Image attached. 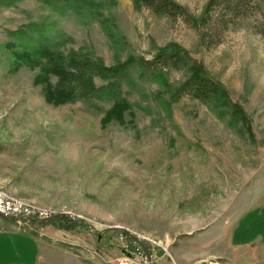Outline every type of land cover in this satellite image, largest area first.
I'll list each match as a JSON object with an SVG mask.
<instances>
[{
	"label": "rangeland",
	"instance_id": "374dc122",
	"mask_svg": "<svg viewBox=\"0 0 264 264\" xmlns=\"http://www.w3.org/2000/svg\"><path fill=\"white\" fill-rule=\"evenodd\" d=\"M175 1L195 20L207 0ZM97 2L98 14L77 18L38 0H0V189L59 217L24 227L49 247L38 260L117 264L136 232L152 240L147 264H264V227L232 226L254 205L263 204L264 216V0H249L210 47L181 19L171 23L131 0ZM46 17L67 48L105 65L179 45L247 124L179 95L181 75L171 69L154 80L127 71L119 93L130 108L121 119H101L108 101L47 102L33 84L37 68L14 67L1 48L11 31Z\"/></svg>",
	"mask_w": 264,
	"mask_h": 264
},
{
	"label": "trees",
	"instance_id": "16d2710c",
	"mask_svg": "<svg viewBox=\"0 0 264 264\" xmlns=\"http://www.w3.org/2000/svg\"><path fill=\"white\" fill-rule=\"evenodd\" d=\"M38 1L50 12L77 18L94 17L99 13V5L103 7L97 0ZM131 1L171 23L181 19L199 29L205 47L221 40L224 31L230 27L234 18L245 11L249 2L207 0L200 15L194 20L187 8L175 0ZM55 24L56 21L50 20L49 17L29 22L11 31L8 40L1 46L14 67L37 68L33 84L40 85L47 102L57 105L74 101H108L109 107L103 111L101 119H121L130 108V103L119 93L121 77H126L127 71L133 70L139 76L154 80L159 76L163 78L164 71L171 69L181 75L176 86L179 95H187L204 104L231 125L247 124L240 109L230 105L221 83L210 77L201 64L179 45L173 44L159 50L150 59L128 58L115 65H105L100 59H94L83 51L67 48L69 41L62 31L56 29ZM51 76L55 77L54 83L50 79ZM95 77L104 83L96 84ZM58 218L47 221L55 225L59 222Z\"/></svg>",
	"mask_w": 264,
	"mask_h": 264
},
{
	"label": "crops",
	"instance_id": "0c3cea01",
	"mask_svg": "<svg viewBox=\"0 0 264 264\" xmlns=\"http://www.w3.org/2000/svg\"><path fill=\"white\" fill-rule=\"evenodd\" d=\"M261 205H254L238 215L232 226L236 225L238 227L244 224L247 228H263L264 216L259 212ZM3 221H5L4 224H2ZM28 229L30 230L31 228L29 227ZM39 235L41 234L37 235L36 232L26 231L25 228L18 226L11 220L1 217L0 264H49V261L41 262L38 260L41 256V251L48 256L49 248H47V244L41 243ZM254 245V243L249 244V246ZM228 246L232 248H241L245 245L233 244L229 242ZM260 247L264 248V241L260 243Z\"/></svg>",
	"mask_w": 264,
	"mask_h": 264
},
{
	"label": "built area",
	"instance_id": "2783aa9c",
	"mask_svg": "<svg viewBox=\"0 0 264 264\" xmlns=\"http://www.w3.org/2000/svg\"><path fill=\"white\" fill-rule=\"evenodd\" d=\"M0 216L11 220L24 228L32 220H45L52 216L49 209L34 202L13 196L0 189ZM152 240L136 232L123 243V256L117 259V264H147L150 262L147 246ZM207 264H216L210 260Z\"/></svg>",
	"mask_w": 264,
	"mask_h": 264
}]
</instances>
